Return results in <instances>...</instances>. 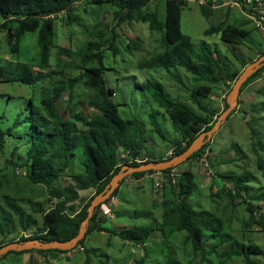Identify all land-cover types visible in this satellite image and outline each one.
<instances>
[{
  "label": "trees",
  "instance_id": "16d2710c",
  "mask_svg": "<svg viewBox=\"0 0 264 264\" xmlns=\"http://www.w3.org/2000/svg\"><path fill=\"white\" fill-rule=\"evenodd\" d=\"M156 1L160 0H0V29L6 33L11 52L18 55L19 44L24 35L38 31L40 64L44 69L50 67L51 51L55 47V20L61 18L70 25L74 17L73 7L81 2L93 5L106 4L114 8L115 25L111 28L91 30L90 38L77 52L72 53L71 57L76 59L80 74L66 77L63 82H56L52 94L43 97L39 105H34L32 100L30 115L28 119L22 121L23 123L29 121L32 124L30 138L27 133L29 148L26 152V159H15V154L20 150L18 147L13 150L12 155L2 154L7 144L6 137L12 135V129L4 132L0 128V154H2L0 157L8 160L15 167L22 168L32 184L44 185L48 192L46 201L50 202L48 208L41 202L28 203L32 208V213H29L16 200L7 201L11 212L2 211L0 215L8 234L13 233L11 228L13 223L24 232L34 229L38 231L28 237H20L19 242L34 239L46 242H68L74 239L78 236L81 224L88 216L87 210L93 198L104 191L113 176L123 166H137L155 161L140 159L139 153L147 142L149 130L140 119H124L119 114V105L112 98L113 95L116 96L115 91L107 87L104 79L105 57L109 52H112L114 56L118 55L119 49L114 42L116 40L115 33L117 27L123 23L146 22L151 30L162 33L161 53L153 54L150 59L145 60L141 65L143 69H164L173 73L180 81L181 78L174 70L185 69L209 83V85L199 86L191 92V97L197 108L171 97L160 81L148 80L145 83L137 84L140 90L147 92L152 100L166 112L174 122L175 129L180 133V137L173 140L174 154L166 159L183 153L201 133L209 131L221 115L207 102L213 94V86L221 83L224 85L235 83L247 64H243L241 61V69L232 71L227 62L223 60L220 50L212 48L205 41L200 44V51H196L192 39L182 31V10L185 1L164 0V21L157 16L156 10H150V5ZM211 4L212 1L209 0L208 5L200 7L207 19H210L214 14V10L210 8ZM242 28L229 23L226 17L218 26L207 29L205 35L221 33L223 42L237 48L249 36V32ZM131 43L136 46L135 48L138 47L133 42ZM106 47L109 49L107 48V50ZM59 50L62 53H70L66 48H59ZM263 55L264 52L258 56ZM42 67L41 69H43ZM19 68L21 71L28 70L24 64ZM9 70V66L6 67L0 63V81H19L32 84L46 81L51 77L49 72L39 70L36 71L38 75L34 78L24 76L25 72L13 76L8 74ZM263 72L264 67L251 76L243 85L241 94ZM79 85L86 86L91 92L88 100L82 102L78 109L69 107L66 112L60 113L57 102L63 93L70 90L69 97L73 102L76 98L74 88ZM228 88L231 90V86ZM235 112L236 110L228 117V120ZM150 117L153 130L163 135L157 118L158 113L154 112ZM20 122L21 120H17L15 125ZM252 145L258 155V166L264 171V147L259 145L260 152L257 150L258 144L253 142ZM210 149V142H207L187 162L203 157ZM79 152L86 156V162L81 166L76 165L75 162ZM122 153L129 154L128 161L121 158ZM137 159H140L141 162L139 163ZM182 165L161 172L149 171L135 173L131 176L138 179L146 174L161 173L166 177L161 202L162 225L158 229L163 234L164 244L168 247L173 235L185 232L184 243L190 244L194 254L201 253L204 259L207 254L216 252L227 261L233 256H241L244 258L245 264H261L255 257L262 256L264 251L253 243L243 244L241 247L232 246L231 249L222 253L218 252L219 244L208 249L206 242L209 239H216L218 235L223 236L227 233L224 219L213 211L197 210L194 207L192 202L198 192L196 175L190 170L177 173V169ZM73 166L74 168H72ZM70 168L72 169L70 170ZM172 170L176 172V183L170 176ZM68 174L71 184L62 187L59 185V181ZM216 175L218 178L215 180L216 185L220 179L219 182L221 181V185L225 187L224 192L230 198L231 206L234 207L238 199L243 200L247 205L249 218L245 222V226L249 228L256 224L264 229L263 207L260 205L264 201V191L254 192L251 186L254 178L253 173L245 172L240 175L216 173ZM123 182L105 204H109L111 199L118 196ZM227 186L229 189L226 190ZM87 190H95L94 195L89 199L80 197V192ZM101 207L102 205L96 208L89 222L86 236L77 246L83 248L88 254L85 264L91 263V257L85 245L87 238L94 232L110 233L134 247L140 248L145 255L137 260V264H144L150 256L147 250L148 242L157 228L154 226H135L126 229L107 227L111 218L101 216ZM36 213L42 215V223H39L37 217L33 215ZM113 214L117 218L126 216L131 219L144 216L140 213H138L139 215L135 213L136 215L133 216L116 211H113ZM6 244H8L6 241H1L0 248ZM36 251L42 254L52 252L51 250ZM26 252L29 251L9 252L1 261L10 254ZM55 252L68 253V251L57 250Z\"/></svg>",
  "mask_w": 264,
  "mask_h": 264
},
{
  "label": "rangeland",
  "instance_id": "374dc122",
  "mask_svg": "<svg viewBox=\"0 0 264 264\" xmlns=\"http://www.w3.org/2000/svg\"><path fill=\"white\" fill-rule=\"evenodd\" d=\"M184 1L182 31L192 39L196 51H200V44L203 41L212 48H218L223 60L227 62L232 71L241 69V61L248 65L252 60L256 61L258 55L264 52V30L258 28L237 5L230 3L218 8L214 10L213 16L207 19L201 11L200 3L208 5L209 0ZM214 1L218 4L221 0ZM150 10H156L157 16L164 21V0L151 4ZM113 11L114 8L111 5H93L81 2L73 7L75 18L73 17L70 25L61 18L55 20V47L51 51L50 67L45 69L40 64L38 31L24 35L19 44L18 55H16L11 52L5 31L0 29V63L10 67L8 74L17 76L25 72L23 75L31 78L38 75L36 72L38 70L51 74V77L46 81L32 84L19 81H0V128L4 132L12 129V135L6 137L7 144L3 155H12L13 150L18 147L20 150L15 154V159H26V152L29 148L27 135L29 134L30 138L32 124L29 121L27 123L22 121L28 119L30 115L32 100L34 105H39L43 97L52 94L56 82H63L66 77L80 74L76 59L71 57L72 53L77 52L90 38L91 30L111 28L115 25ZM226 17L229 23L243 27L242 29L249 32L247 40L237 48L223 42L221 33L205 35L207 29L218 26ZM115 34L114 42L119 53L114 56L112 52H109L104 60L106 67L104 79L107 87L115 91L116 96L113 95L112 98L119 105V114L124 119H140L149 130L147 142L139 153L140 159L155 161L166 159L171 156L174 148L173 140L179 138L180 133L175 129L174 122L166 112L152 100L147 92L140 90L137 84L145 83L148 80L160 81L171 97L197 108L191 97V92L197 87L209 85V83L185 69L174 70L181 81L173 73L164 69H143L141 65L145 60L162 51L160 43L162 33L151 30L148 23L125 22L117 27ZM130 41L138 47L135 48L136 46H133ZM59 48H66L70 53H62ZM107 48L109 49V47ZM23 64L28 67V70H20L19 67ZM233 85L234 83L227 85L221 83L213 86V94L207 102L218 111L219 115L226 110L227 102L225 100ZM230 86L231 90L228 88ZM74 92L76 98L73 102L70 101V90L63 93L57 102L60 113L63 114L69 107L78 109L91 94L88 88L82 85L75 87ZM154 112L158 113L157 118L163 135L153 130L150 115ZM17 120H21V122L15 125ZM253 142L258 144L257 150L261 152L259 145L264 147V72L244 89L240 95L238 109L221 126L220 131L210 142L211 149L204 154L203 158L192 159L177 169V173L190 170L196 175L198 192L192 202L194 207L197 210L213 211L224 219L227 233L223 236L218 235V239H209L206 242L208 249L219 244V253L231 249L232 246L241 247L248 243L256 244L264 251V229L256 224L249 228L245 226V222L249 218L247 205L243 200L238 199L236 205L231 206L230 198L224 192V185H221L220 179L217 181V185L215 181L218 179L216 173L240 175L252 172L254 178L251 186L254 192L264 191V171L258 166V155L253 150ZM121 158L128 161L129 154L122 153ZM75 162L76 165L81 166L86 162V156L79 152ZM27 177L22 168L15 167L8 160L0 157V214L2 211L11 212L7 201L13 200L22 204L29 213H32V208L28 203L41 202L46 208L49 207L50 202L46 201L48 198L47 188L44 185L32 184ZM165 178L161 173L146 174L138 179L128 176L120 188L119 196L111 199L109 207L116 212L120 210L123 211L122 213L133 216L136 215L135 213L144 216L131 221L129 218H117L113 215L112 210L103 205L101 216L106 215L111 218L106 226L117 229L133 228L134 226L157 228L148 242L147 250L150 256L144 264H245L244 258L241 256H233L227 261L216 252L207 254L205 259L201 253L194 254L191 245L184 243L185 232L173 235L168 247L164 244L163 234L158 231L162 225V188L156 184L162 181L164 183ZM70 184L69 174L59 181V185L62 187ZM227 189H229L228 186ZM94 193L95 190L82 191L80 197L89 199ZM260 205L263 207L262 214L264 215V201ZM33 215L37 217L39 223H42L40 213ZM11 228L13 233L8 234L0 215V242L10 243L13 240L15 242L22 236L28 237L38 232L35 229L24 232L14 223ZM85 246L91 257L90 264H137V260L145 255L140 248L107 232H94L87 238ZM55 253L59 255L56 259H52L50 253L42 254L36 250L21 254L13 253L0 264H85L88 256L81 247L70 250L68 253ZM255 259L264 264V254L255 257Z\"/></svg>",
  "mask_w": 264,
  "mask_h": 264
},
{
  "label": "water",
  "instance_id": "95a60500",
  "mask_svg": "<svg viewBox=\"0 0 264 264\" xmlns=\"http://www.w3.org/2000/svg\"><path fill=\"white\" fill-rule=\"evenodd\" d=\"M264 67V55L259 57L256 61L248 64L238 79L235 81L232 90L227 96L226 102L228 107L217 118L214 126L209 130L201 133L186 149L183 153L171 157L170 159H164L161 161L145 162L137 166L125 165L121 170L113 176L109 184L104 191L96 195L91 201L88 207V216L83 221L80 227V231L77 237L68 242H46L44 240H28L25 242H11L0 248V262L1 259L9 252H24L32 250H51V258L56 259L59 257L55 251H70L77 248L79 242L86 236L87 228L90 220L92 219L96 208L104 204L108 199L112 197L115 191L120 187L121 183L128 176H132L135 173H143L149 171L161 172L168 169L176 168L185 162L196 152L200 151L207 142H211L214 136L220 131L221 126L228 120V117L239 107V99L243 85L249 80L251 76L257 73ZM79 250V249H77Z\"/></svg>",
  "mask_w": 264,
  "mask_h": 264
},
{
  "label": "built area",
  "instance_id": "2783aa9c",
  "mask_svg": "<svg viewBox=\"0 0 264 264\" xmlns=\"http://www.w3.org/2000/svg\"><path fill=\"white\" fill-rule=\"evenodd\" d=\"M192 1L196 2L195 0H192ZM211 1H212L211 9L214 8L213 10H216L218 8H222L226 5H229L230 3L237 5L238 7H240V9L243 10L244 14L256 24V26L258 28L264 30V0H221L218 4L215 3L214 0H211ZM200 4H201L200 6L207 5V3H200ZM212 6H213V8H212ZM173 153H174V151L172 150L171 155ZM137 161L139 163L141 162V160H139V159H137ZM170 176L172 178H174V183H176V178H175L176 172H175V170L171 171ZM156 185L158 187H161L162 191H163V188H164L163 181L158 182ZM102 212H103V210H102Z\"/></svg>",
  "mask_w": 264,
  "mask_h": 264
},
{
  "label": "clouds",
  "instance_id": "9594fccd",
  "mask_svg": "<svg viewBox=\"0 0 264 264\" xmlns=\"http://www.w3.org/2000/svg\"><path fill=\"white\" fill-rule=\"evenodd\" d=\"M252 63V62H251ZM238 109V108H237ZM174 150V149H173ZM174 154V153H173ZM125 180V179H124ZM164 184V183H163ZM164 191V190H163ZM163 191H162V197H163ZM106 203V202H105ZM102 204V206L103 205H105V206H107L108 207V209H110V210H112L110 207H109V204ZM101 212H102V207H101ZM114 215V214H113ZM109 217V216H108ZM26 237V236H25Z\"/></svg>",
  "mask_w": 264,
  "mask_h": 264
},
{
  "label": "crops",
  "instance_id": "0c3cea01",
  "mask_svg": "<svg viewBox=\"0 0 264 264\" xmlns=\"http://www.w3.org/2000/svg\"><path fill=\"white\" fill-rule=\"evenodd\" d=\"M118 196H119V195H118ZM115 210H116V209H115ZM118 211L121 212V213L123 212V211H120V210H118ZM123 214H127V213H123ZM124 218L126 219V218H129V217H126V216L121 217V219H124ZM129 219H130V221L133 220V219H131V218H129ZM128 222H129V221H128ZM134 227H135V226H134Z\"/></svg>",
  "mask_w": 264,
  "mask_h": 264
}]
</instances>
